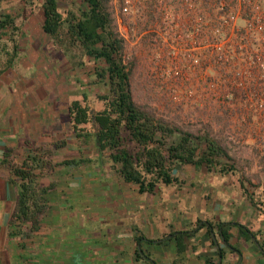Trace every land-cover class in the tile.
<instances>
[{"label":"crops","instance_id":"obj_1","mask_svg":"<svg viewBox=\"0 0 264 264\" xmlns=\"http://www.w3.org/2000/svg\"><path fill=\"white\" fill-rule=\"evenodd\" d=\"M39 11H29L11 45L20 55L0 73V264H264V176L178 164V181L151 193L123 180L91 136L72 129L70 102L92 74L43 31ZM37 147L51 149L54 164L38 178L49 189L46 212L35 230L13 231L17 186L3 154L20 163ZM240 225L251 241L237 239Z\"/></svg>","mask_w":264,"mask_h":264},{"label":"trees","instance_id":"obj_2","mask_svg":"<svg viewBox=\"0 0 264 264\" xmlns=\"http://www.w3.org/2000/svg\"><path fill=\"white\" fill-rule=\"evenodd\" d=\"M21 1L34 4L36 0ZM61 1L41 0L43 31L55 45L68 51L73 60L83 56L92 59L95 83L107 86V92L97 94L95 99L83 94L81 99L70 102L68 113L72 129L78 136L83 132L93 136L99 153L108 156L111 167L123 180L136 184L140 192H153L158 184L178 181L174 175L177 164L205 165L208 169L219 166L224 171L230 162L236 163L231 153L230 135L216 129L214 123L224 120L229 126L236 114L242 122L253 117L232 105L244 102L249 89L258 95L264 88L253 87L251 80L264 78V67L258 65H264V42L257 40L259 36L253 25L232 27L228 10L217 9L221 0H162L174 6L168 14L157 8L159 0H79L74 2L75 9L63 11ZM186 4L194 8L185 10L183 5ZM252 17L253 14H242L241 20H252ZM165 24L178 26L184 33L186 45L177 52L178 59L187 62L194 59L198 51L188 39L195 33L201 43L198 47H204L207 64L216 72V80L207 79L203 83L208 91L210 84L213 85V95L220 103L211 109L201 108L203 112H210L206 120L198 117L185 120L157 113L134 98L132 78L139 58L138 53L129 51L130 39L165 55L162 37L158 34V28L164 29ZM120 26L126 28L127 34ZM20 28L15 16L0 10V40L6 35L15 44ZM211 43L219 45L210 48ZM255 48L261 61L254 68H248L247 61L257 54ZM251 60L256 61L255 57ZM2 71L4 69L0 73ZM2 165L9 169L17 186L10 221L12 230H35L46 212L45 194L49 190L40 185L38 178L52 172V150L30 149L20 163L13 162L11 150H7ZM207 226L210 228L213 224ZM221 226L222 223L217 224ZM221 236L230 246L231 234L221 228ZM252 237L255 234L249 228L238 227L240 242L245 243ZM182 250L183 245L178 242V252ZM219 256L223 257L222 249Z\"/></svg>","mask_w":264,"mask_h":264},{"label":"rangeland","instance_id":"obj_3","mask_svg":"<svg viewBox=\"0 0 264 264\" xmlns=\"http://www.w3.org/2000/svg\"><path fill=\"white\" fill-rule=\"evenodd\" d=\"M40 2L41 0H36L34 4H31L24 3L21 0H0V10L15 16L17 22H19L20 27L22 28L24 23L28 20L26 17H28L31 9L34 8L35 10V18L42 16V13L39 11ZM74 2L80 1H61L60 10L75 9ZM183 6L184 8H188V4ZM173 7L174 6L168 5V3L162 2V0H159L157 3V8L159 10H164L166 14L171 12ZM187 8H185V10H187ZM30 20H32V17H30ZM165 25L164 29L158 28V34L162 37V45L165 47V55L163 52L149 50L146 47L144 48L139 45L136 40L130 39V44L128 46L129 51L130 53L133 51L138 53L139 58L132 78L134 98L138 102L154 108L157 113L179 117L185 120L190 117L192 119L198 117L206 120L209 118L210 112H203L201 108L206 107L211 109L213 107H218L220 103L213 95V85L210 84L211 88L208 91L207 88L203 87V83L207 79L216 80V72H214L212 67L207 64L203 53L204 47H198L201 43H199L195 33H192L190 35L191 38L188 39L198 51L194 55V59L189 62L182 60V58L178 59L176 57L177 52L186 45L183 37L184 33L178 26L174 27L172 24ZM242 25L243 21L238 18L236 20V26L238 27ZM120 29L123 33L127 34L126 28L120 26ZM20 30L16 32V40L20 38ZM4 44H6V47H4ZM11 45L12 42L9 41L8 37L6 35L2 36L0 40V70H6L9 68L14 57L20 55L19 51H12ZM216 45L217 44L214 43L209 44L210 48L215 47ZM5 49H7V53H5ZM81 60L82 64H79L81 70L84 71L86 69L87 74L90 70L92 74L93 80L91 81V84H87L86 87V95L92 100L96 98L97 94L106 93L107 86L102 83H95V75L93 73L95 64L93 60L86 56H83V58L77 57V59H75L77 62ZM189 65H192L190 69ZM251 80L254 82L253 87H264V78L254 77ZM260 81H263V83H260ZM90 86H92V90H89ZM198 86L202 88L196 90V87ZM263 89L261 88V91L259 89L260 92H258V95L257 92H253L249 89L244 102L239 101L237 104H232L236 109H242L243 111L246 110L249 115H253L252 119L242 122L237 118L238 114H236L229 126H226L224 120L214 123L216 129H223L226 136L230 135L229 141L231 153L236 158V163L230 162L229 166L243 169L245 172V174H243L246 177H250L254 173L262 174L264 176ZM81 98L82 96L80 95L79 99ZM206 100L208 101L207 103ZM96 105L98 106L100 104ZM82 135L85 137L91 136L86 132H83ZM90 142L92 144L91 147L96 149L97 147L93 136H91ZM103 156L109 160L106 154ZM223 161L225 160L223 159ZM242 227L244 229V226ZM243 235H241V238H243ZM251 239L252 238L248 239L247 242L251 241Z\"/></svg>","mask_w":264,"mask_h":264},{"label":"built area","instance_id":"obj_4","mask_svg":"<svg viewBox=\"0 0 264 264\" xmlns=\"http://www.w3.org/2000/svg\"><path fill=\"white\" fill-rule=\"evenodd\" d=\"M196 7V6H195ZM187 8V7H186ZM194 8L192 4H188V8L192 9ZM218 10L227 9L228 13L230 15V20H232V27L234 25L236 26V20L238 18L241 19L242 14H253L252 20H245L243 22L244 26L253 25L254 26V32L256 33L257 40L264 42V0H221L217 7ZM242 25V26H243ZM237 27V26H236ZM219 45V44H217ZM254 52H256V56L250 57V61H247V67L248 68H254L258 62L261 55L259 54L257 48H255ZM256 59L251 60L252 58ZM264 67L263 64H258ZM252 71V70H251ZM249 72V71H248ZM258 73V72H257Z\"/></svg>","mask_w":264,"mask_h":264}]
</instances>
